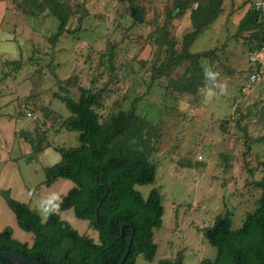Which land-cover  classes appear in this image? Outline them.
<instances>
[{"label": "rangeland", "instance_id": "rangeland-1", "mask_svg": "<svg viewBox=\"0 0 264 264\" xmlns=\"http://www.w3.org/2000/svg\"><path fill=\"white\" fill-rule=\"evenodd\" d=\"M75 2L85 7L56 38L59 21L49 9L31 15L26 0H0V232L9 228L14 238L34 242V233L19 226L5 192L36 210L49 198L61 200L75 185L65 177L46 183L45 169L62 158L55 148L80 144L79 132L61 123L72 115L56 95L64 94L62 81L75 100L83 86L103 93L96 108L101 122L132 106L147 121L144 138L156 179L135 188L145 198L158 188L164 214L163 225L154 229V260L141 254L136 264L175 260L179 253L183 264L214 260L217 247L204 228L227 211L232 228H241L262 194L253 181L263 175L264 79L247 87L252 71L260 69L250 60L255 43L245 39V46L227 48V35L234 37L227 34V5L225 19L220 15L186 46L190 11L167 18L174 0H71V6ZM133 4L142 21L133 15ZM186 47L190 54L210 52L200 63L219 73L194 93L172 82L187 72L189 57L157 71ZM216 83H226L227 94H220ZM61 217L99 240V231L73 208Z\"/></svg>", "mask_w": 264, "mask_h": 264}, {"label": "trees", "instance_id": "trees-1", "mask_svg": "<svg viewBox=\"0 0 264 264\" xmlns=\"http://www.w3.org/2000/svg\"><path fill=\"white\" fill-rule=\"evenodd\" d=\"M26 2L31 15L49 9L57 17L59 27L56 38L68 32L71 17L85 7L82 2H75L71 6V0ZM197 2V7H194L192 0H174L173 10L167 16L175 20L190 11L192 30L184 38L186 46L190 45V38L202 34L224 12L225 0ZM132 10L133 15L142 21L139 6L133 4ZM239 31L251 44L255 43L252 44L255 52L264 46L259 13L252 5L240 21ZM183 51L185 53L171 54L157 71L162 74L181 59L189 57L187 72L181 79L172 82L175 87L194 93L206 81L200 58L210 52L190 54L187 47ZM59 85L64 94L56 95L72 113L69 117H63L61 123L65 128L79 132L80 144L55 148L62 158L45 169L46 183L49 185L59 177H65L75 185L61 198L59 214L49 215L46 222L29 204L15 200L9 192H5L7 203L15 212L19 226L34 233V242L29 244L14 238L12 230L7 228L0 232V250L15 252L42 264H118L132 234V228L128 226L121 235V224L127 221L133 224L135 233L124 264H136L141 254L147 261H153L158 249L154 241V229L163 225L162 194L155 188L145 198L135 188L138 184L154 183L157 173V165L149 159L147 140L144 138L146 119L137 113L136 106H132L111 113L101 122L96 109L103 102L101 91L93 92L83 86L79 99L75 100L62 81ZM33 92L37 95L35 90ZM261 164L263 175L253 181V185L262 191L257 206L248 213L243 226L237 230L232 228V217L228 211L219 214L212 226L204 228L205 237L217 247L218 252L214 260L205 259L202 264H264V161ZM100 203L98 225L96 208ZM68 208H73L77 217L88 220L90 227L99 231L98 241L80 233L62 219L61 212ZM102 226L116 236L121 235L120 239H112ZM183 262L184 255L179 253L177 259H162L159 264ZM0 264L14 263L0 259Z\"/></svg>", "mask_w": 264, "mask_h": 264}, {"label": "crops", "instance_id": "crops-1", "mask_svg": "<svg viewBox=\"0 0 264 264\" xmlns=\"http://www.w3.org/2000/svg\"><path fill=\"white\" fill-rule=\"evenodd\" d=\"M251 2L252 0H225L224 8L227 5V34L229 32L234 34V37H229L227 35V48H238L239 46H245L246 40L240 35L239 23L251 8ZM222 15L225 19V10L221 16Z\"/></svg>", "mask_w": 264, "mask_h": 264}, {"label": "water", "instance_id": "water-1", "mask_svg": "<svg viewBox=\"0 0 264 264\" xmlns=\"http://www.w3.org/2000/svg\"><path fill=\"white\" fill-rule=\"evenodd\" d=\"M100 205H101V203L96 208V223L98 225H100L99 216H98ZM128 226L132 228V234L130 236L127 249L124 252V254H123V256H122V258H121V260L119 261L118 264H124V262L126 261L128 255H129V253L131 251V246H132L133 237H134V233H135V228H134L133 224L130 223V222L124 221L121 224V235L123 234L124 229L126 227H128ZM102 227L110 235V237L112 239H114V240H119L120 239L121 235L116 236L110 229H108V228H106L104 226H102ZM0 259L10 260L14 264H42V263H40V262H38L36 260H33V259L29 258V257L20 255V254L15 253V252L5 251V250H0Z\"/></svg>", "mask_w": 264, "mask_h": 264}, {"label": "built area", "instance_id": "built-area-1", "mask_svg": "<svg viewBox=\"0 0 264 264\" xmlns=\"http://www.w3.org/2000/svg\"><path fill=\"white\" fill-rule=\"evenodd\" d=\"M192 1L194 2V7H197V0ZM251 5L259 13L260 22L264 31V0H252ZM250 60L252 63L258 64L260 69H256L251 73V75L249 76L247 87L258 84L264 79V46L260 49L259 52H252L250 54ZM27 115L33 118L36 117L31 111Z\"/></svg>", "mask_w": 264, "mask_h": 264}, {"label": "clouds", "instance_id": "clouds-1", "mask_svg": "<svg viewBox=\"0 0 264 264\" xmlns=\"http://www.w3.org/2000/svg\"><path fill=\"white\" fill-rule=\"evenodd\" d=\"M203 70H204V76H205L206 81L209 78L215 81L219 76V73L214 72L209 66H203ZM215 87L219 89L220 94H227V84L226 83H216ZM60 202L61 201L59 197H57L55 200H52L51 198H49V200L38 204L36 211H38V213L42 217H45V218L52 214H59Z\"/></svg>", "mask_w": 264, "mask_h": 264}]
</instances>
